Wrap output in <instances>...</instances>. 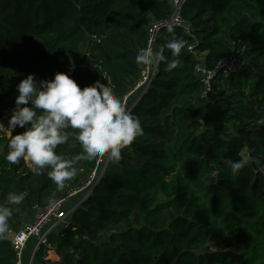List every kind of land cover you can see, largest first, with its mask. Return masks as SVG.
Here are the masks:
<instances>
[{"label":"trees","instance_id":"16d2710c","mask_svg":"<svg viewBox=\"0 0 264 264\" xmlns=\"http://www.w3.org/2000/svg\"><path fill=\"white\" fill-rule=\"evenodd\" d=\"M170 3L0 0V122L29 74L46 80L70 72L83 88L97 80L108 86L102 80L107 73L122 100L145 66L136 55L147 48L148 27L170 17ZM183 17L192 36L177 28L162 31L158 41L169 59L166 43L173 35L188 41L181 65L168 72L161 62L132 111L143 135L122 150L119 162L111 160L33 264H264V173L250 163L233 175L225 163L251 156L264 163V0H189ZM189 46L204 56L209 71L232 54L247 63L219 73L205 96ZM23 131L17 127L13 135ZM11 136L0 134V203L9 192L27 196L18 210L13 206L9 232L0 240V264H17L9 233L34 208L81 188L97 160L79 162L77 175L60 190L47 169H32L26 160L7 162ZM57 152L70 159L82 148L70 135ZM47 250L59 260H47ZM32 251L31 242L26 254Z\"/></svg>","mask_w":264,"mask_h":264},{"label":"clouds","instance_id":"9594fccd","mask_svg":"<svg viewBox=\"0 0 264 264\" xmlns=\"http://www.w3.org/2000/svg\"><path fill=\"white\" fill-rule=\"evenodd\" d=\"M167 31L172 33L174 29L169 27ZM186 45L187 40L173 35L166 43V49L171 50L170 59L163 49L154 51L149 46L139 50L136 63L158 67L165 62V71L171 72L181 65L179 57ZM188 50L191 51L190 46ZM74 68L73 64L70 71ZM102 80H107L108 86L97 80L82 88L70 72H57L53 79L37 80L35 74L23 79L17 85L18 95L8 126L0 122V134L12 133L7 144V162L19 165L30 159L35 169H47L48 178L60 190L77 175L81 161L107 157L119 162L122 150L143 135V128L139 117L115 95L110 76L103 73ZM17 127L25 131L13 135ZM70 135L79 142L82 152L69 159L58 154L57 149L67 143ZM225 163L233 175L250 163L264 173V163L255 156L228 159ZM26 196V192H9L5 202L0 203V240L9 232L13 206L18 210Z\"/></svg>","mask_w":264,"mask_h":264},{"label":"built area","instance_id":"2783aa9c","mask_svg":"<svg viewBox=\"0 0 264 264\" xmlns=\"http://www.w3.org/2000/svg\"><path fill=\"white\" fill-rule=\"evenodd\" d=\"M189 0H171V15L169 18L153 21L147 31V47L151 46L154 51L163 49L158 46L159 35L162 31L169 27L173 29H181L187 36H192L193 26L183 17V9ZM164 50V49H163ZM189 51V50H188ZM189 53L193 54L199 64L195 71L199 79L205 85V96L210 92L213 79L221 72L234 73L241 70L247 63L243 55L232 54L219 61L215 70L209 71L205 65L204 56L198 55L195 47H191ZM164 54V51H163ZM159 67L144 66L140 78L130 91L122 98V102L133 111L139 104L142 98L146 95L153 81L158 75ZM111 159L107 157L98 158L95 167L87 178L86 183L79 189H73L68 193V196L52 202L46 208H38L34 219L25 225H22L17 231L10 232L9 237L13 249L16 252L17 264H26L24 256L26 251L33 243V251L29 254L28 264L34 263L36 253L42 248L49 246L50 236L59 231L67 224L71 214L87 200L94 188L100 183ZM85 192L81 198L80 195ZM78 201L76 202V200ZM36 209V208H35Z\"/></svg>","mask_w":264,"mask_h":264},{"label":"rangeland","instance_id":"374dc122","mask_svg":"<svg viewBox=\"0 0 264 264\" xmlns=\"http://www.w3.org/2000/svg\"><path fill=\"white\" fill-rule=\"evenodd\" d=\"M76 64H77V63H76ZM76 64H74V65L76 66ZM71 67H72V66H71ZM11 113H12V110L8 111V112L6 113L4 119L1 121V122L5 125V127L8 126V120H9V118H10V116H11ZM6 136H7V137H10V136H11V133H9V134L6 135ZM26 162H27V164H28V166H29L30 168H32V169L34 168V165L32 164V162H31L30 159L26 160ZM40 209H41V208H40ZM37 210H38V207H36V209L34 208V210H32V211L30 212V214H28V215L25 217V219L23 220L22 225H25V224L30 223V222L34 219V216H35ZM7 238H8V240H11V238H10L9 236H8ZM51 251H52V250H47V252H46L47 260H52V258L49 256V254H50ZM52 252H54V251H52ZM24 258L26 259V256H24Z\"/></svg>","mask_w":264,"mask_h":264},{"label":"crops","instance_id":"0c3cea01","mask_svg":"<svg viewBox=\"0 0 264 264\" xmlns=\"http://www.w3.org/2000/svg\"><path fill=\"white\" fill-rule=\"evenodd\" d=\"M26 255H27V256H26L25 261L28 262V260H29V259H28V258H29V257H28V256H29V253H27ZM49 256L52 258L51 261H54V262H55V261H58V260H59V257L56 255L55 251H54V252L51 251L50 254H49ZM27 262H26V264H28Z\"/></svg>","mask_w":264,"mask_h":264}]
</instances>
